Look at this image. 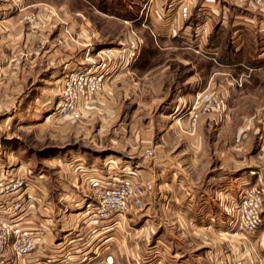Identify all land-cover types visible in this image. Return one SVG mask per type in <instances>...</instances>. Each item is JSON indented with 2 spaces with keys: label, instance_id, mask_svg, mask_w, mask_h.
I'll list each match as a JSON object with an SVG mask.
<instances>
[{
  "label": "rangeland",
  "instance_id": "obj_1",
  "mask_svg": "<svg viewBox=\"0 0 264 264\" xmlns=\"http://www.w3.org/2000/svg\"><path fill=\"white\" fill-rule=\"evenodd\" d=\"M154 1L159 10L161 0ZM163 1L171 13L183 0ZM190 1L193 18L203 0ZM223 2L224 20L210 24L194 52L192 35L183 30L188 20L157 24L147 15L151 0H0V231L17 221L12 187L18 180L37 216L33 221L25 212L20 224L45 231L54 221L45 217L52 210L47 196L68 208L81 201L87 213V201L96 203L108 181L127 178L152 184L139 204L128 201L127 211L141 209L146 195L187 196L196 188V199L187 198L182 208L210 210L211 226L182 234L183 253L193 252L183 249L188 241L202 240L206 247L196 253L207 252L209 264L263 257L257 230L247 235L232 226L228 208L252 185L246 178L258 175L256 166L264 178V59L251 42L255 31L234 17L246 13V4L215 0L221 8ZM29 3L36 4L22 9ZM60 3L68 9L51 18L49 9L47 15L38 9ZM80 66L102 68L101 87L82 100L79 118L53 113L66 74ZM205 93L222 99L224 109L203 110ZM219 175L227 181L220 184ZM262 217L264 223V211ZM156 236L149 238V254L158 252L150 249ZM11 240L6 258L25 264L28 254L17 258ZM218 248L221 262L214 259Z\"/></svg>",
  "mask_w": 264,
  "mask_h": 264
},
{
  "label": "crops",
  "instance_id": "obj_2",
  "mask_svg": "<svg viewBox=\"0 0 264 264\" xmlns=\"http://www.w3.org/2000/svg\"><path fill=\"white\" fill-rule=\"evenodd\" d=\"M151 2L153 9L148 7L147 15L154 18L157 24L172 23L171 25H173L174 23H180L176 7L170 13L168 11L165 12V7H163L165 1L161 0L158 6L159 10L154 8V5H157L158 2L154 0H151ZM170 3L173 4L174 2L171 1ZM35 4H25L22 9L29 8ZM46 5L48 7L40 6L38 9L44 12L45 15L48 14L46 11L49 9L50 18L53 16V13L58 14L59 11L68 9L66 3ZM199 6L196 8L197 11L194 17L192 18V14L188 19L189 23L183 27V30L188 31L189 34L193 31L190 27L194 26V20H196L195 22L202 20L206 26V31H208L212 22L217 21L219 18L224 20L226 16L227 6L224 5V2L222 8L215 3V0H203ZM243 9L247 10L246 13H240L234 17H240V21L236 20L239 24H244L245 27H250L249 29L255 31L251 42L258 49L257 58L264 59V11L258 10L252 4H246V7H243ZM138 16L140 17L139 14ZM166 26L169 27V25ZM205 35L207 36V32ZM239 37L243 38L242 34ZM244 40L241 42L245 43ZM75 63H79V61L76 60ZM260 166H256V173L258 175L246 178L247 180L250 179L252 184H264V178L260 176L258 171L261 168ZM239 177H235V180L239 181ZM216 181L223 184L227 180L225 175H219ZM194 190L196 188L190 190L187 196L164 192L146 195L144 196L145 202L140 207L141 209L126 211L122 216L120 220L122 225L119 222L115 225L110 219H94L91 215H86L85 210L79 207L81 201L75 205V208L72 206L68 208V204L64 202L65 207L61 206L62 202L58 203L61 201L60 198L47 196L48 198L46 197V199L52 210H48L49 212H46L45 217L50 215L54 218V221L53 219H50L51 222L47 221L48 224L50 223V226L45 229V242L27 255L25 264H209L210 260L206 258L207 252L203 253V255L196 253V249L206 247L204 241H188L183 249L186 248L193 251L191 254L183 253L184 251H182L181 246L178 245L179 239L184 233L188 235L195 234L202 229L201 227H205V231H210V229L206 230L211 226L209 222V224L206 223V218L211 212L210 210L204 209L201 214V211L196 210L197 207L193 210L182 208L181 203L187 198L196 199ZM203 195L205 197V193ZM61 199L63 198L61 197ZM75 199L72 198L73 201ZM28 217L35 221L37 216L32 210L28 214ZM137 218L139 219V223L135 225L133 221L138 222L136 221ZM152 234L157 235L154 238L156 240L155 245L150 248L158 250L155 254H149V250H147L151 242L149 238ZM164 236L169 241L168 243L160 239V237ZM254 236L256 237L254 241L258 243L257 248L259 252L260 250H264V223H262ZM220 246L222 248V245ZM220 248L216 249L218 250L217 252L221 250ZM169 249L171 252H169ZM164 251L166 253L163 254ZM214 259H218L217 261L221 262L224 257L219 252L218 256ZM255 264H264V253L263 257L257 259Z\"/></svg>",
  "mask_w": 264,
  "mask_h": 264
},
{
  "label": "built area",
  "instance_id": "obj_3",
  "mask_svg": "<svg viewBox=\"0 0 264 264\" xmlns=\"http://www.w3.org/2000/svg\"><path fill=\"white\" fill-rule=\"evenodd\" d=\"M226 1L252 4V6L258 10L264 11V0ZM190 2V0H183L179 1L177 5V16L182 23H185L192 15ZM200 6L199 8H201ZM205 34L206 26L202 20H198L194 24L190 40V42L194 44L196 51L201 50L200 45L202 40L206 37ZM97 67L98 66H80L68 71L63 82L62 97L56 103L53 113L60 116L69 115L72 118L80 117L82 100L90 98L97 92L104 81L105 72L102 68ZM199 99L202 100V102L204 101L202 104L203 110L215 109L221 112L224 109V102L222 99L211 101L207 93L200 96ZM194 105L195 103L193 106ZM147 152L148 154H153V150L150 148L147 149ZM262 175L263 174L260 173V176ZM22 186L23 180H18L12 187V190L17 193L16 200L13 203V210L14 213L17 214V221L12 226H8L6 229L0 231V264H10L9 260L6 258V244L11 236L12 240L10 243L12 245V251L17 258H21L35 250L45 237V231H42V228L34 226L24 228L20 224L21 215L26 212L28 216L33 210L30 203L26 202V198L29 200L31 194L27 193L25 195L24 190L22 191ZM151 187L152 184L150 182L141 184L132 182L127 178L112 185L111 182L108 181V183L98 191L96 203L87 202V213L94 219H110L117 225L127 211L128 201L133 199L134 203L139 204L141 202V196L146 191L150 190ZM263 203L264 186L262 184L256 183L242 187L228 208L231 225L237 227L244 233H254L259 229L263 220ZM225 264H255V260L251 257H237L227 260Z\"/></svg>",
  "mask_w": 264,
  "mask_h": 264
}]
</instances>
